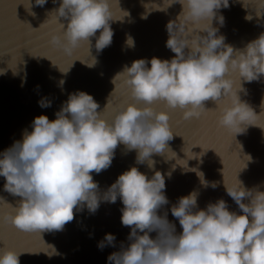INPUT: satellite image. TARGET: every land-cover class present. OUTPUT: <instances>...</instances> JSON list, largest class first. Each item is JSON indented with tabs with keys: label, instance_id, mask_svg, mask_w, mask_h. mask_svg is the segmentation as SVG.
<instances>
[{
	"label": "clouds",
	"instance_id": "9594fccd",
	"mask_svg": "<svg viewBox=\"0 0 264 264\" xmlns=\"http://www.w3.org/2000/svg\"><path fill=\"white\" fill-rule=\"evenodd\" d=\"M46 3L35 0L40 7ZM174 3L181 5V12L166 24V47L175 55L134 60L115 76L124 78L136 103H127L109 122L101 117L100 105L91 95L70 93L54 120L34 117L32 131L24 130L22 140L0 153L3 190L21 198L13 207L0 197V204L11 209L0 216L4 222L24 233L61 231L75 212L86 208L94 214L101 202L115 203L119 198L121 224L130 228V243H122L119 251L107 257L110 264H264V191L244 187L237 177L231 186L223 183L242 214L229 211L223 199L199 209L198 193L193 191L170 209L181 226L179 234L166 212L158 214L169 203L161 172L149 178L131 167L103 191L93 179L92 173L100 174L111 166L121 144L126 151L135 150L136 163L147 162L149 169L154 168V154L168 151L173 138L170 117L165 110H155V102L180 109L184 120H198L210 110L205 102L211 100L220 106L219 126L234 137L255 125L260 116L239 94H247L243 83L264 77V32L236 49L213 26L214 20L223 26L224 17L218 13L229 7V0H170L164 7ZM48 15L67 21L66 26L57 22L60 29L49 34L48 43L70 56L83 44L92 47V38L97 53L110 46L114 35L110 22L122 20L127 13L115 18L111 0H60ZM126 44L134 46L131 37ZM95 63L93 59L88 66ZM64 83L61 80L58 86L63 88ZM38 103L42 108L51 106L44 98ZM200 175L204 187H217ZM152 232L155 238L150 237ZM114 241V235L106 234L98 248L114 246ZM21 253L0 248V264H19Z\"/></svg>",
	"mask_w": 264,
	"mask_h": 264
},
{
	"label": "water",
	"instance_id": "95a60500",
	"mask_svg": "<svg viewBox=\"0 0 264 264\" xmlns=\"http://www.w3.org/2000/svg\"><path fill=\"white\" fill-rule=\"evenodd\" d=\"M59 3L60 0L55 3L47 0L40 7L35 0H0V70L3 72L0 74V153L22 140L24 130L32 131L34 117L45 115L54 120L68 95L76 91L91 95L100 105L97 111L101 117L110 122L116 111L127 103H136L124 78L115 76L134 60L171 59L175 55L166 47V24L181 12L179 3L165 8L170 0H111L115 18L127 13L122 20L110 22L114 33L111 45L97 53L92 38V47L83 44L70 56L48 43L49 34L59 31L58 23L67 25L63 18L56 21L48 15ZM261 11H264L261 0H229V7L221 8L218 13L224 17L223 26L215 20L213 26L219 29L218 35L225 37L226 44L242 49L264 32V12L256 16ZM246 16L252 19L246 20ZM128 37L134 41L133 47L126 44ZM93 59L96 63L89 67ZM61 80L65 81L63 88L58 86ZM243 87L247 94L240 93L241 100L260 116L254 121L256 126H247L244 133L235 137L219 126L220 106L211 100L205 102L210 110L198 120H184L180 109H167L162 102H155L152 107L167 111L170 117L173 138L168 141V151L154 154L151 159L155 165L149 169L147 162L136 163L135 150L126 151L124 145H119L111 166L100 174L92 173L100 190H106L131 167L149 178L155 171L161 172L169 203L158 214L167 213L176 234L182 229L170 209L180 197L193 191L198 193L199 209L223 199L229 211L242 214L227 195L224 183L231 186L237 177L244 187L264 191V77L243 83ZM42 98L50 101L51 106L40 107L38 101ZM246 156L252 158L251 162ZM200 174L209 184L216 182L217 187H204ZM3 184L4 178L0 177V197L4 203L18 206L21 198L5 192ZM122 208L119 198L115 203L101 202L94 214L85 208L75 212L74 219L63 230L41 231L40 235L21 232L0 218V248L22 252L19 264H110L107 257L119 251L122 243L125 246L130 243V228L121 224ZM10 211L7 205L0 204V216ZM106 234L114 235V246L100 249L98 243ZM149 235L155 238L156 233Z\"/></svg>",
	"mask_w": 264,
	"mask_h": 264
}]
</instances>
